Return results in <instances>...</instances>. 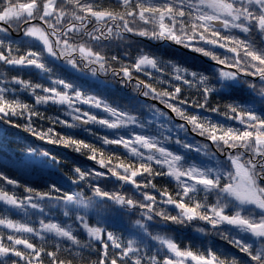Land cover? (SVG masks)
<instances>
[{"label":"snow or ice","instance_id":"snow-or-ice-1","mask_svg":"<svg viewBox=\"0 0 264 264\" xmlns=\"http://www.w3.org/2000/svg\"><path fill=\"white\" fill-rule=\"evenodd\" d=\"M129 36L183 46L208 58L213 68L165 60L147 47L133 54ZM112 43L126 46L122 55L109 54ZM56 61L82 77L108 74L132 85L182 122L174 123L155 105L151 119L143 120L135 105L110 103L53 79L49 64ZM0 68V123L20 128L12 118L24 117L23 128L33 137L99 166L75 165L68 178L91 196L55 183L41 191L0 170L5 213L43 217L34 227L0 215V264H75L83 252L97 257L88 264H264V0H0ZM29 68L46 74L51 86L8 76L7 70ZM25 93L32 103L21 99ZM216 97L226 102L213 103ZM46 105L63 111L47 115L39 110ZM34 120L52 126L37 127ZM56 125L94 140L58 133ZM97 125L111 132L101 135ZM189 133L204 142L189 139ZM21 160L59 163L50 152L31 147ZM157 177L174 180V193L158 188ZM106 181L129 186L131 193L110 191ZM109 202L118 212L139 213L129 238L110 230L106 220L90 219L89 209ZM52 203L64 206L71 223L48 218ZM168 205L178 214L168 213ZM194 221L208 226L198 232L219 237L245 259L212 246L182 249L172 235L151 230Z\"/></svg>","mask_w":264,"mask_h":264},{"label":"trees","instance_id":"trees-1","mask_svg":"<svg viewBox=\"0 0 264 264\" xmlns=\"http://www.w3.org/2000/svg\"><path fill=\"white\" fill-rule=\"evenodd\" d=\"M103 3L107 4L109 0H102ZM13 37H16V33H13ZM131 41V47L128 49L133 54L136 53L138 47H147L152 51L158 53L165 60H172L178 64L195 67L201 71H211L213 68V63L208 60V58L201 56L198 53L186 49L180 45L174 44H163L160 45L158 42L148 41L142 37L129 36L127 38ZM24 45H21V49H24ZM125 45L121 44L117 46L116 43L108 45L109 54L122 55ZM50 67L53 68L56 78L65 79L68 82L75 83L82 90H86L89 94H94L100 96L101 98L107 99L110 103L115 102L117 104L123 105H135V113L141 117L143 120L151 119V106L155 105L157 108L163 109L168 113L169 116L173 114L166 109V107L154 101L150 98L146 99L139 92L135 91L132 85L123 86L117 83L111 75L100 74L98 77H82L81 74L75 72L72 68L65 65L62 61L50 62ZM0 70H5L0 68ZM9 78L11 76H21L25 80H29L33 83H39L44 86H51L46 74L38 72L35 69H21V70H7ZM140 79H145V76L140 74ZM159 87V85H155ZM240 95V94H237ZM21 99L28 103H32L31 97L25 93L21 96ZM219 101L220 103H225L226 101L220 97H216L213 103ZM83 109H87V106H82ZM41 112H45L47 115H57L62 112L63 109H58L56 106L46 105L39 106ZM92 112L98 116H103L99 110L92 109ZM15 123L20 124L22 127L15 128L8 126L6 124L0 123V170L6 171L9 175L20 178L23 183L36 188L41 191H47L48 186L55 183L57 186H63V191H80L81 188L84 189V194L91 196L90 190L86 188L83 184L81 188L73 185L69 182V177L72 176V168L75 165L81 166L82 168L99 167L95 162L90 161L86 158V155L76 153L75 151L60 146L41 141L36 137H33L30 133L24 130L23 125L26 123L24 117H13ZM223 119L222 117L220 118ZM162 122V121H161ZM174 123H181L179 118L173 116ZM34 126L47 128L52 126L47 121L34 120ZM55 129L58 133L67 135L73 134L78 139H85L87 141L94 140V137H90L87 133L79 130H70L64 128L62 125H56ZM95 130L101 135L109 134L111 131L102 130L101 128L95 127ZM175 135V130L173 129V136ZM183 135V134H181ZM189 139H195L200 142H204L203 138L196 136L193 133H189ZM99 147V144L97 145ZM36 148L39 151H48L52 155L56 156L59 163L53 164L55 169L47 168L40 165H26L23 163L21 158L26 154L27 149ZM108 151H105V158L108 156ZM117 155L124 157L123 149H119ZM21 166V169H20ZM155 183L158 188H167L169 192H173L176 189V183L168 177H157ZM110 191H127L131 193V188L125 186L120 188L118 184L106 181L103 185ZM11 191V189H9ZM17 193L23 196V190L18 189ZM51 211L46 209V214L48 218H54L58 221H67L71 223L68 218L64 217L63 213L66 210L62 204L52 203L50 205ZM165 210L171 215H177L178 210L172 206H164ZM118 205H112L110 202L106 205H95L93 208L89 209L90 219L95 222L99 219L100 213H107L108 218L106 221L112 225L110 230L114 231L117 235L124 239L129 238L128 228L135 230L134 220L139 218V213L136 216H130L127 212H118ZM70 214L71 210L69 209ZM6 214L13 220L21 222H31L34 227H38V219L43 217H38L36 215H31V211L28 215L20 212L19 210H9L5 213V206L0 204V215ZM159 223V221L157 222ZM198 228H208V226L202 221H194L190 224L180 225L168 222L165 228L151 229L154 234L155 232H166L172 235L177 243H179L182 249L191 246L193 251L197 249L202 250L205 246H212L218 248L221 251L229 254L235 255L241 259H245L243 254L239 253L231 245L227 244L225 241L221 240L219 237L208 235L205 236L203 233L197 231ZM83 238V237H82ZM63 247V245H61ZM99 248V245H94L93 252ZM112 249H110V252ZM155 251V248H153ZM66 255V254H65ZM96 255L92 252H83L76 256L75 264H88V261L95 260Z\"/></svg>","mask_w":264,"mask_h":264},{"label":"rangeland","instance_id":"rangeland-1","mask_svg":"<svg viewBox=\"0 0 264 264\" xmlns=\"http://www.w3.org/2000/svg\"><path fill=\"white\" fill-rule=\"evenodd\" d=\"M70 67V66H69ZM71 68V67H70ZM76 72V71H75ZM77 73H79V72H77ZM80 74V73H79ZM84 106H87V105H84ZM88 107V106H87ZM94 110H98V109H94ZM100 111V110H99ZM95 127H97V128H101V126H99V125H97V126H95ZM102 130H107V131H111V130H109V129H103V128H101ZM123 134V133H122ZM25 156V155H24ZM23 156V157H24ZM23 163H25L26 165H40V166H43V167H47V168H53V170L55 169V166L53 165V164H51V162L49 161L48 162V164H44V163H40L38 160L37 161H34V162H28V163H26V162H24L23 161ZM20 169H21V166H20ZM22 170V169H21ZM106 218H108V215H107V213H100V215H99V219H101V220H106Z\"/></svg>","mask_w":264,"mask_h":264}]
</instances>
